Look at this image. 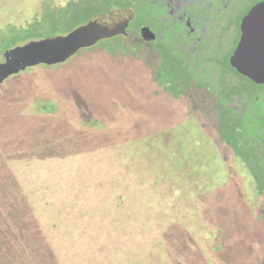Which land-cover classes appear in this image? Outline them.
I'll return each mask as SVG.
<instances>
[{
	"label": "rangeland",
	"instance_id": "374dc122",
	"mask_svg": "<svg viewBox=\"0 0 264 264\" xmlns=\"http://www.w3.org/2000/svg\"><path fill=\"white\" fill-rule=\"evenodd\" d=\"M147 1L0 0V29L12 26L6 31L20 36L19 28L30 22L39 23L41 34L36 29L31 33L35 39L65 34L92 15L120 5L133 7L137 14L130 24L129 37L121 41L120 49H117L118 38L102 40L93 48L79 50L66 62L29 67L0 83V129L23 132L14 140L0 138V151H23L40 144L59 149H89L95 145L102 148L117 141L128 145L137 132L136 142L147 150V159L155 168L163 169L158 172L152 168L155 176L175 177L183 180L182 185L189 183L184 188L187 195L183 202L187 220L181 221L188 225L201 249L208 253V244L226 241L225 262L218 256V264H264V198L255 192L250 176L215 153L207 136L211 132L205 126L193 120L184 121L170 102L151 92L148 70L139 61L153 67L164 65L176 72L184 58L177 52L175 43H151L141 39L138 31L141 25L157 30L161 24L153 14L155 8L147 5ZM251 3H242L241 10L245 12ZM56 13L66 18L59 21L55 19ZM235 82V87L247 95L243 104H235L245 105L246 109L241 121H236L227 134L236 143L248 141L257 145L258 140L260 146L264 145V84L244 77ZM206 87L209 92V95L206 92V100L215 95L218 98L215 102L220 106L224 94L235 91V87L230 91L232 87L226 84ZM253 96L259 100L255 101ZM95 120L97 124L93 125ZM77 157L29 158L28 167L33 171L13 173V176L40 183L59 177L78 178L70 173V166L76 163ZM7 160L24 162L26 158L10 156ZM193 188L202 194L200 199L201 196L207 198L216 206L213 211L209 209L207 217L197 220V226H206L210 231L205 239L202 237L205 231L196 232L193 222L200 202L187 198L188 193L194 192ZM50 190L39 184L31 192L45 194ZM71 191L75 192L66 193ZM261 191L264 194V186ZM213 227L222 230L219 238L213 236ZM0 253V259L5 260V250L1 249Z\"/></svg>",
	"mask_w": 264,
	"mask_h": 264
},
{
	"label": "trees",
	"instance_id": "16d2710c",
	"mask_svg": "<svg viewBox=\"0 0 264 264\" xmlns=\"http://www.w3.org/2000/svg\"><path fill=\"white\" fill-rule=\"evenodd\" d=\"M65 18L56 13L55 19ZM8 28L13 27L0 29V51L21 39H34L31 33L35 29L40 33L39 23L34 22L19 28L22 38L6 31ZM93 122L97 124V120ZM20 135L23 132L0 129V138L6 141ZM132 136L128 145L117 141L102 148L59 149L40 144L23 151H0V251L4 249L7 255L0 259L1 264H218V256L224 263L226 241L208 244V254L181 221L187 220L183 202L189 183L155 176L147 150L136 142L137 132ZM10 156L26 160L9 163ZM38 156H76L70 173L78 178L40 183L16 176L33 171L28 167L29 158ZM155 169L163 170L160 166ZM39 184L51 190L33 194ZM68 190L75 192L67 194ZM188 195L200 202L193 220L197 226V220L207 217L209 209L216 206L207 198L200 199L202 194L196 190ZM206 228L197 226L195 231L204 230L205 239L210 232ZM211 232L215 238L222 234L218 227Z\"/></svg>",
	"mask_w": 264,
	"mask_h": 264
},
{
	"label": "flooded vegetation",
	"instance_id": "af4514ba",
	"mask_svg": "<svg viewBox=\"0 0 264 264\" xmlns=\"http://www.w3.org/2000/svg\"><path fill=\"white\" fill-rule=\"evenodd\" d=\"M248 1L252 3L244 12L240 5ZM262 3L264 0H148L146 4L155 8L153 14L161 24L157 30L144 24L138 31L140 35L142 27H149L153 37L145 42L175 43L184 58L176 72L164 65L153 67L139 61L148 70L153 96L170 102L184 121L193 120L205 126L211 132L207 136L215 153L244 170L255 192L264 198L263 191L260 192L264 182V145L260 146L258 140L257 145L248 141L236 143L227 134L236 121H241L246 109L245 105L235 104H243L247 96L235 87V81L244 77L264 84L260 68L259 75L256 73V65L264 63V55L252 54L257 32L253 16ZM114 9H131L136 13L133 7L125 5ZM121 41L117 49L123 47ZM218 84L232 87L230 91L235 87L234 92L224 94L221 106L216 104L215 95L206 100V86ZM253 98L259 100L257 96Z\"/></svg>",
	"mask_w": 264,
	"mask_h": 264
},
{
	"label": "water",
	"instance_id": "95a60500",
	"mask_svg": "<svg viewBox=\"0 0 264 264\" xmlns=\"http://www.w3.org/2000/svg\"><path fill=\"white\" fill-rule=\"evenodd\" d=\"M135 18L136 13L131 9L127 11L114 9L96 13L85 23L73 27L65 34L29 39L2 50L0 52V83L29 67L66 62L78 52L95 47L99 41L114 37L118 38L117 42L126 40L129 37L127 29ZM253 18L257 24V32L252 54L262 56L264 55V3L256 8ZM140 35L144 41L151 40L153 37L147 26L140 29ZM258 69L260 76L264 79V63L256 65L257 75H259Z\"/></svg>",
	"mask_w": 264,
	"mask_h": 264
}]
</instances>
